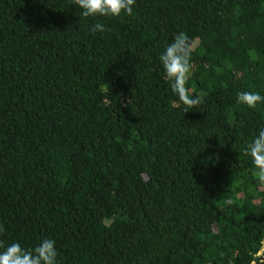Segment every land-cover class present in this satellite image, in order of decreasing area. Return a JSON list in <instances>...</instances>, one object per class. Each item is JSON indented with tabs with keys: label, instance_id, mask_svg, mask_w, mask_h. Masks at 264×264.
Returning a JSON list of instances; mask_svg holds the SVG:
<instances>
[{
	"label": "trees",
	"instance_id": "16d2710c",
	"mask_svg": "<svg viewBox=\"0 0 264 264\" xmlns=\"http://www.w3.org/2000/svg\"><path fill=\"white\" fill-rule=\"evenodd\" d=\"M179 32L192 108L159 59ZM241 91L264 96V0H136L119 17L0 0V241L55 240L57 264H264V185L242 152L264 102Z\"/></svg>",
	"mask_w": 264,
	"mask_h": 264
},
{
	"label": "clouds",
	"instance_id": "9594fccd",
	"mask_svg": "<svg viewBox=\"0 0 264 264\" xmlns=\"http://www.w3.org/2000/svg\"><path fill=\"white\" fill-rule=\"evenodd\" d=\"M73 3L82 9L84 17H119L122 13L131 15L136 0H73ZM107 29L103 23L97 22L91 31L104 32ZM193 43L184 32L175 35L164 52L160 55V62L165 71V79L170 82L173 93L187 108L198 106L202 101L199 96L193 97L192 90L187 86L191 78L193 65ZM237 102L256 108L257 104L264 102V96L259 92L241 91L237 94ZM174 107L180 104L173 103ZM245 156H250L256 171L253 175L261 185H264V128L243 149ZM5 231L0 225V233ZM0 264H57L58 251L56 241L43 239L33 249H26L19 242L5 246L0 241Z\"/></svg>",
	"mask_w": 264,
	"mask_h": 264
},
{
	"label": "built area",
	"instance_id": "2783aa9c",
	"mask_svg": "<svg viewBox=\"0 0 264 264\" xmlns=\"http://www.w3.org/2000/svg\"><path fill=\"white\" fill-rule=\"evenodd\" d=\"M263 252H264V242H262L260 249L257 251V253L255 255L257 257H260L259 259H261Z\"/></svg>",
	"mask_w": 264,
	"mask_h": 264
}]
</instances>
